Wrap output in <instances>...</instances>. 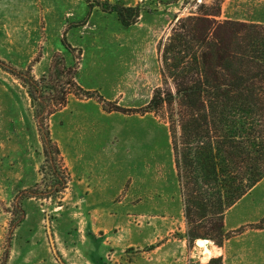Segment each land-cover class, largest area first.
Wrapping results in <instances>:
<instances>
[{"label":"rangeland","instance_id":"374dc122","mask_svg":"<svg viewBox=\"0 0 264 264\" xmlns=\"http://www.w3.org/2000/svg\"><path fill=\"white\" fill-rule=\"evenodd\" d=\"M201 4L264 22V0H0V59L39 77L58 51L89 91L49 118L71 180L59 199L23 201L7 264H264V177L226 211L221 249L209 238L207 255L195 239L188 247L167 125L142 111L161 82L160 42ZM119 7H135L129 24ZM43 160L30 98L0 68V258L12 200Z\"/></svg>","mask_w":264,"mask_h":264},{"label":"trees","instance_id":"16d2710c","mask_svg":"<svg viewBox=\"0 0 264 264\" xmlns=\"http://www.w3.org/2000/svg\"><path fill=\"white\" fill-rule=\"evenodd\" d=\"M201 7L199 15L178 18L160 42L161 82L142 109L167 125L188 247L196 238L222 245L229 238L226 211L264 177V22L217 19L219 8ZM134 9L115 11L129 24L124 12ZM61 42L68 46L64 36ZM0 68L25 88L44 156L39 181L12 200L0 258L7 264L13 232L26 215L23 201L59 199L71 180L49 118L70 94L89 91L75 80L77 62L68 64L58 51L39 77L31 64L20 69L0 59Z\"/></svg>","mask_w":264,"mask_h":264},{"label":"water","instance_id":"95a60500","mask_svg":"<svg viewBox=\"0 0 264 264\" xmlns=\"http://www.w3.org/2000/svg\"><path fill=\"white\" fill-rule=\"evenodd\" d=\"M46 219H47V221H48V218H46ZM48 238H49V242H50L51 249H52L54 255L58 258V254H57V252H56L55 244H54V241H53V238H52V234H51V233H49ZM201 239H202V238H196V239H195V243L198 244V242H199ZM205 239H206V238H205ZM208 240H209V239H208ZM58 259H60V258H58Z\"/></svg>","mask_w":264,"mask_h":264},{"label":"bare ground","instance_id":"6f19581e","mask_svg":"<svg viewBox=\"0 0 264 264\" xmlns=\"http://www.w3.org/2000/svg\"><path fill=\"white\" fill-rule=\"evenodd\" d=\"M209 242H210V240L205 239V238H202V239L198 242V245L201 246V248H202L203 252L205 253V255H207V254H206V252H207L206 245H207Z\"/></svg>","mask_w":264,"mask_h":264},{"label":"crops","instance_id":"0c3cea01","mask_svg":"<svg viewBox=\"0 0 264 264\" xmlns=\"http://www.w3.org/2000/svg\"><path fill=\"white\" fill-rule=\"evenodd\" d=\"M241 200V199H240ZM239 201V200H238ZM237 204V203H236ZM226 222H227V214H225V217H224V226H225V224H226ZM222 248V246H218L217 247V249H221ZM211 251V253H212V250H210Z\"/></svg>","mask_w":264,"mask_h":264}]
</instances>
